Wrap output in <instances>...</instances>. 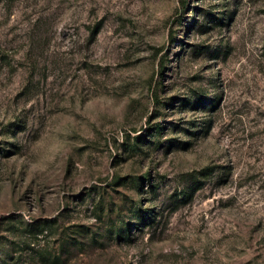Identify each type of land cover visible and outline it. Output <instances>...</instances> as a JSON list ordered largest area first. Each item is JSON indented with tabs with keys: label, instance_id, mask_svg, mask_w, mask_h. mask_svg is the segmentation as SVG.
I'll list each match as a JSON object with an SVG mask.
<instances>
[{
	"label": "rangeland",
	"instance_id": "374dc122",
	"mask_svg": "<svg viewBox=\"0 0 264 264\" xmlns=\"http://www.w3.org/2000/svg\"><path fill=\"white\" fill-rule=\"evenodd\" d=\"M0 264H264V0H0Z\"/></svg>",
	"mask_w": 264,
	"mask_h": 264
}]
</instances>
